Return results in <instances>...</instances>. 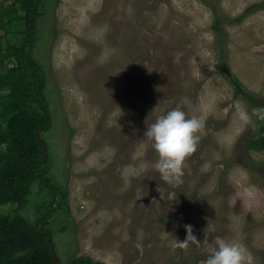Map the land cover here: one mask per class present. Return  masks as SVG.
Returning a JSON list of instances; mask_svg holds the SVG:
<instances>
[{
  "label": "rangeland",
  "instance_id": "rangeland-1",
  "mask_svg": "<svg viewBox=\"0 0 264 264\" xmlns=\"http://www.w3.org/2000/svg\"><path fill=\"white\" fill-rule=\"evenodd\" d=\"M78 1L42 0L33 46L52 112L42 138L51 175L67 193L62 213L50 218L62 264L79 255L104 264H201L216 235L242 240L264 264V149L248 148L255 115L225 73L264 109V0ZM21 27L0 26L3 47ZM174 107L204 117L175 187L161 179L143 135ZM36 201L34 186L22 209L29 221ZM9 208L0 205V214ZM186 224L199 243L174 247Z\"/></svg>",
  "mask_w": 264,
  "mask_h": 264
},
{
  "label": "trees",
  "instance_id": "trees-1",
  "mask_svg": "<svg viewBox=\"0 0 264 264\" xmlns=\"http://www.w3.org/2000/svg\"><path fill=\"white\" fill-rule=\"evenodd\" d=\"M42 6V0H10L0 4V26L6 33L22 23L16 41L5 47L0 43V70L11 63L0 71V205L11 204L8 215L0 214V264H53L50 218L62 213L67 197L51 175L48 151L43 153L36 139L52 125L45 95L46 75L33 56ZM213 27L216 29L217 24ZM225 73L235 92L252 109L260 108L257 97L246 91L234 74ZM253 114L256 135L248 141V148L263 150L264 117ZM34 186L35 217L29 221L22 209ZM70 264L104 263L79 255Z\"/></svg>",
  "mask_w": 264,
  "mask_h": 264
},
{
  "label": "clouds",
  "instance_id": "clouds-1",
  "mask_svg": "<svg viewBox=\"0 0 264 264\" xmlns=\"http://www.w3.org/2000/svg\"><path fill=\"white\" fill-rule=\"evenodd\" d=\"M235 103L238 118L243 125L249 124L251 117L248 110L239 102ZM227 111L226 108L225 112ZM252 112L264 117L262 108H253ZM203 128V116H187L180 107H174L157 116L145 129L143 135L151 141V146L157 154L154 167L162 180L173 187L182 183L184 161L195 151L201 138L198 133L202 132ZM171 198H175V195ZM184 227L186 236L183 240H177L174 247H187L190 241L199 243L192 233V226L186 224ZM209 230L215 231L211 226ZM205 244L207 255L201 264H255L253 253L242 240H226L216 235L211 242L205 241Z\"/></svg>",
  "mask_w": 264,
  "mask_h": 264
},
{
  "label": "water",
  "instance_id": "water-1",
  "mask_svg": "<svg viewBox=\"0 0 264 264\" xmlns=\"http://www.w3.org/2000/svg\"><path fill=\"white\" fill-rule=\"evenodd\" d=\"M36 139H37L39 145L42 147L43 153H47V144H46L45 140L39 135H36ZM50 248H51V253H52L53 264H61L60 260L58 259L57 255L55 253V249H54L52 242H50Z\"/></svg>",
  "mask_w": 264,
  "mask_h": 264
},
{
  "label": "bare ground",
  "instance_id": "bare-ground-1",
  "mask_svg": "<svg viewBox=\"0 0 264 264\" xmlns=\"http://www.w3.org/2000/svg\"><path fill=\"white\" fill-rule=\"evenodd\" d=\"M77 1H78V0H77ZM78 2H79V1H78ZM85 6H86V5H85ZM88 6H89V5H88ZM90 9H91V8H90ZM85 10H86V9H85ZM88 10H89V9H88ZM92 10H93V9H92ZM93 13H94V12H93ZM84 14H85V13H84ZM88 17H89V16H88ZM88 17H87V18H88ZM84 20H85V19H84ZM89 22H91V21L89 20ZM92 23H93V22H92ZM94 26H95V25H94ZM92 27H93V26H92ZM93 32H95V31H93ZM104 35H105V34H104ZM92 36H93V35H92ZM92 36H91V37H92ZM94 36H96V35L94 34ZM99 36H100V35H99ZM99 36H98V37H99ZM94 39H95V38H94ZM97 39H98V38H97ZM102 39H103V38H102ZM99 40H100V39H98L97 42H98Z\"/></svg>",
  "mask_w": 264,
  "mask_h": 264
}]
</instances>
